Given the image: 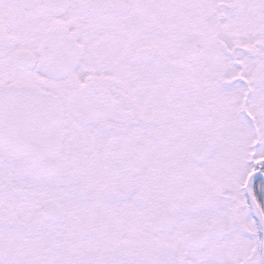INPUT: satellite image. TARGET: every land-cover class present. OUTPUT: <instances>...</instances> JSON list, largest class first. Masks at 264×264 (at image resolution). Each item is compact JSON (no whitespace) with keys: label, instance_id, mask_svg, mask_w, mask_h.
<instances>
[{"label":"snow or ice","instance_id":"obj_1","mask_svg":"<svg viewBox=\"0 0 264 264\" xmlns=\"http://www.w3.org/2000/svg\"><path fill=\"white\" fill-rule=\"evenodd\" d=\"M0 264H264V0H0Z\"/></svg>","mask_w":264,"mask_h":264}]
</instances>
